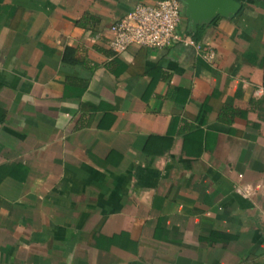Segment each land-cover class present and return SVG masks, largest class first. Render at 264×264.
<instances>
[{"label":"crops","instance_id":"0c3cea01","mask_svg":"<svg viewBox=\"0 0 264 264\" xmlns=\"http://www.w3.org/2000/svg\"><path fill=\"white\" fill-rule=\"evenodd\" d=\"M156 1L0 0V264H264V0L114 53Z\"/></svg>","mask_w":264,"mask_h":264},{"label":"built area","instance_id":"2783aa9c","mask_svg":"<svg viewBox=\"0 0 264 264\" xmlns=\"http://www.w3.org/2000/svg\"><path fill=\"white\" fill-rule=\"evenodd\" d=\"M181 4L178 0H157L154 4L138 3L111 23L110 49L120 54L132 45L164 49L175 43L194 41L179 30Z\"/></svg>","mask_w":264,"mask_h":264},{"label":"water","instance_id":"95a60500","mask_svg":"<svg viewBox=\"0 0 264 264\" xmlns=\"http://www.w3.org/2000/svg\"><path fill=\"white\" fill-rule=\"evenodd\" d=\"M189 20V29L195 31L198 24H207L218 16L233 18L241 4L236 0H178Z\"/></svg>","mask_w":264,"mask_h":264},{"label":"trees","instance_id":"16d2710c","mask_svg":"<svg viewBox=\"0 0 264 264\" xmlns=\"http://www.w3.org/2000/svg\"><path fill=\"white\" fill-rule=\"evenodd\" d=\"M208 26L209 25L206 24H199L196 31H191L190 29H188L185 34L191 37L194 41H200L203 38V34L205 33V30ZM228 109L234 111L232 108Z\"/></svg>","mask_w":264,"mask_h":264},{"label":"rangeland","instance_id":"374dc122","mask_svg":"<svg viewBox=\"0 0 264 264\" xmlns=\"http://www.w3.org/2000/svg\"><path fill=\"white\" fill-rule=\"evenodd\" d=\"M181 13H182V11H181ZM182 15V14H181Z\"/></svg>","mask_w":264,"mask_h":264}]
</instances>
